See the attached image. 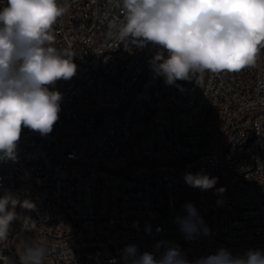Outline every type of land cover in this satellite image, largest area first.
<instances>
[{
	"label": "built area",
	"instance_id": "1",
	"mask_svg": "<svg viewBox=\"0 0 264 264\" xmlns=\"http://www.w3.org/2000/svg\"><path fill=\"white\" fill-rule=\"evenodd\" d=\"M57 2L66 11L52 46L72 54L77 72L55 84L62 99L52 132L22 128L16 160L0 159V195L36 205L17 206L30 219L12 222L0 264H19L32 242L47 248L45 264H122L126 245L143 253L159 240L189 260L221 247L264 252V47L254 66L196 72L177 81L180 90L154 71L166 51L119 37L117 0ZM201 170L218 177L213 189L185 182ZM188 202L208 235L179 231Z\"/></svg>",
	"mask_w": 264,
	"mask_h": 264
},
{
	"label": "clouds",
	"instance_id": "2",
	"mask_svg": "<svg viewBox=\"0 0 264 264\" xmlns=\"http://www.w3.org/2000/svg\"><path fill=\"white\" fill-rule=\"evenodd\" d=\"M125 11L119 37L140 48L151 44L168 53L155 57L154 71L164 83L182 89L177 81H190L196 72H236L254 66L264 47V0H117ZM66 8L57 0H7L0 8V159L16 160L22 128L44 136L59 120L62 94L54 90L59 80L68 81L77 72L72 54L53 45L52 26ZM185 182L202 191L213 189L218 177L203 170L186 173ZM218 193L225 188L216 190ZM35 210V203L11 191L0 195V241L22 217L16 208ZM187 215L175 222L185 239L209 229L192 202ZM134 227L138 226L136 223ZM146 231L151 232L148 226ZM157 232L161 229L157 228ZM47 248L27 244L19 264H45ZM122 264H264V252L248 249L233 255L227 248L214 254L187 259L174 241L159 240L152 251L138 253L126 245ZM109 264H119L115 258Z\"/></svg>",
	"mask_w": 264,
	"mask_h": 264
},
{
	"label": "rangeland",
	"instance_id": "3",
	"mask_svg": "<svg viewBox=\"0 0 264 264\" xmlns=\"http://www.w3.org/2000/svg\"><path fill=\"white\" fill-rule=\"evenodd\" d=\"M171 120V118H168V121H170Z\"/></svg>",
	"mask_w": 264,
	"mask_h": 264
}]
</instances>
